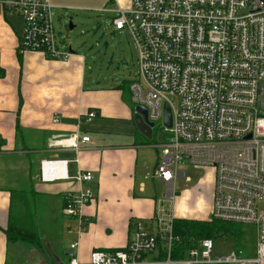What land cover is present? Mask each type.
I'll list each match as a JSON object with an SVG mask.
<instances>
[{
    "label": "built area",
    "instance_id": "built-area-1",
    "mask_svg": "<svg viewBox=\"0 0 264 264\" xmlns=\"http://www.w3.org/2000/svg\"><path fill=\"white\" fill-rule=\"evenodd\" d=\"M130 1L114 10L112 24L117 31H128L137 48L138 76L129 85L132 102L146 107L149 119L155 124L161 120L160 126L170 131L155 176L173 198L175 180H186V173L177 169L180 164L212 168L211 217L253 226L255 247L250 253L240 247L217 255L213 239L205 238L183 257L173 258L178 239L174 217L161 203L155 229L134 222L126 247L95 250L81 261L74 241L67 262L48 264H264V0ZM53 8L50 0H0V13L24 21V50L66 60L71 51L57 40ZM166 102L173 113L171 128L163 124ZM96 116L90 111L79 119ZM75 138L62 139L77 148ZM81 141L91 139L85 135ZM67 163L42 160V178H69ZM76 179L85 187L64 193V211L77 219L83 233L89 223L83 208L93 198L88 184L94 175L84 171Z\"/></svg>",
    "mask_w": 264,
    "mask_h": 264
},
{
    "label": "crops",
    "instance_id": "crops-1",
    "mask_svg": "<svg viewBox=\"0 0 264 264\" xmlns=\"http://www.w3.org/2000/svg\"><path fill=\"white\" fill-rule=\"evenodd\" d=\"M50 1L56 8L71 11L110 4V12H115L118 5H131L130 0ZM23 32L24 21L20 16L0 13V264L11 261L12 244L6 230L12 196L18 194L22 199L14 208L24 210V214L27 211L35 222H41L39 206L43 215H51L53 211V216H57L59 210L63 213L64 193L85 187L76 179L84 171L94 175L88 184L93 198L83 208L89 223L83 233L78 232L75 218H69L72 224L67 227L68 233L73 234L70 242L79 243L81 261H88L95 250L126 247L133 223L139 220L152 227L161 203L171 208L175 218L199 217L200 213L189 215L194 209L182 213L175 203L202 192L204 183L200 180L193 186H185L178 198L174 194L172 206L168 191L159 194L160 182H164L154 174L165 138L161 140L154 128L152 138H148L136 126L129 87L134 78H124V65L111 73V62V71L103 73L105 64L95 61V67L88 66L85 56L71 45L61 47L71 51L66 60L49 58L42 51L24 50L20 44ZM90 111L96 112L94 119H79ZM85 135L90 142L81 141ZM69 137L75 138L77 148L66 141L55 142ZM44 159L68 160L69 178L44 180L41 171ZM208 181L213 198V169ZM199 199L204 200L201 196ZM46 248L39 249L40 252L33 248L36 259L25 264L67 262L70 249L53 251L48 242Z\"/></svg>",
    "mask_w": 264,
    "mask_h": 264
},
{
    "label": "rangeland",
    "instance_id": "rangeland-1",
    "mask_svg": "<svg viewBox=\"0 0 264 264\" xmlns=\"http://www.w3.org/2000/svg\"><path fill=\"white\" fill-rule=\"evenodd\" d=\"M102 5L103 6H100L101 8L92 6L88 9L72 11L70 8L59 9L54 7L52 9V20L60 47L68 48L70 45L73 46L74 49H77L85 56L87 65L90 67H95V61L105 64L102 70L103 73L110 72L112 68L111 73H113L114 70H118V66L122 68V65H124V70L126 72L124 78H129L130 76L136 78L138 76V52L134 41L128 31H117L113 28L112 21L116 17V12H110V4ZM103 9H106V11H103ZM70 18H72V21ZM70 22H72L73 28H70ZM111 62L113 63L112 68L109 70V64ZM97 65L98 68H100V64ZM161 122V120L156 122L154 131L162 136L161 140H164L165 137L169 138L170 131L162 128L160 126ZM156 140L157 138H154V141ZM56 141H58V143L65 142L62 138L55 140V142ZM177 169L186 173V180L191 179L190 181H186L184 177H178L175 180L174 191L177 198L185 186H193L199 180L206 185H202V187L204 186L202 189L203 191L199 194H190L186 200L176 201L175 208H178L182 213L190 212L191 209H194L189 215H197L200 213L198 215L199 217L196 218L198 220L211 218L210 210H212L213 207L214 194L212 198V193L207 183H211L208 180L212 178V168L196 167L195 165L183 163L180 164ZM157 180L158 179H156V181ZM160 185L161 190H159V194L162 196L167 191V186L161 182ZM199 196L204 199L202 202H200ZM38 199L39 198L36 199V203ZM172 200V198H168V201L171 202V206ZM40 206L38 210H40L39 218L41 222L34 221L37 232L36 237L33 236L34 234L29 233L30 231L28 230L29 223H33V220L31 221L30 219H33L34 216H29L27 211H25L24 215L28 224L23 223L18 232V235L23 236L25 240L17 239L15 242L11 243L12 245L9 247L11 261L9 264H25L26 261L35 260L37 254L33 248L38 249V251L39 249L46 250L47 242L51 245L53 251H55V249H61L64 252L70 249V241L73 238V234L68 233L67 227L72 224L69 219L72 217L67 216L65 211H63L64 215L61 210L56 214L57 216H53V211H51V215L50 213H45L43 215V208ZM228 224L232 227H236L238 230L235 233L231 228H226L222 229V232L214 234L213 237H209L214 241V253L217 255L227 254L233 249H238L240 247L249 253L252 252L256 243L255 228L251 225ZM228 224L226 225L228 226ZM62 225L64 229H62ZM154 229L155 220L154 225L150 227V230ZM202 239L195 242L191 248L197 247ZM41 254H43L42 251Z\"/></svg>",
    "mask_w": 264,
    "mask_h": 264
},
{
    "label": "trees",
    "instance_id": "trees-1",
    "mask_svg": "<svg viewBox=\"0 0 264 264\" xmlns=\"http://www.w3.org/2000/svg\"><path fill=\"white\" fill-rule=\"evenodd\" d=\"M12 197L13 198L11 203L10 222L6 230L8 241L10 243L15 242V240L17 239L25 240L23 236L18 235V232L20 231L22 224L27 223V220L24 215V210L19 212L17 208H14L18 204V201L19 202L22 201L21 197L18 194L17 195L14 194ZM30 220L31 221L33 220V223L30 222L28 225V230L30 231L29 233L34 234L33 236L36 237L37 232L34 224L35 221L34 217L33 219L31 218ZM228 223L229 222L218 220L213 217L208 218L206 220L174 217L173 232L178 237V239L174 241L173 244L174 249L172 252V257L173 258L183 257L186 250L191 248V246L195 242H198L202 238L213 237L214 234H218L219 232H222V229L231 228L232 231L236 233L238 229L236 227L230 226ZM226 224H228V226Z\"/></svg>",
    "mask_w": 264,
    "mask_h": 264
},
{
    "label": "water",
    "instance_id": "water-1",
    "mask_svg": "<svg viewBox=\"0 0 264 264\" xmlns=\"http://www.w3.org/2000/svg\"><path fill=\"white\" fill-rule=\"evenodd\" d=\"M70 28H73L72 22H70ZM134 111H135L134 118H135L136 126L142 133L148 136V138H152L155 122L149 119L147 108L142 105H137L135 106ZM172 123H173L172 109L170 104L166 102L164 104L163 124L165 127L171 128Z\"/></svg>",
    "mask_w": 264,
    "mask_h": 264
}]
</instances>
